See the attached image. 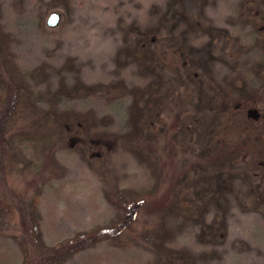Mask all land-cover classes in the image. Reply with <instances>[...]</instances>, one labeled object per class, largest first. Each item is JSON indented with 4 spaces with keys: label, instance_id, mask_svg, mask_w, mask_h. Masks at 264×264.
Masks as SVG:
<instances>
[{
    "label": "rangeland",
    "instance_id": "1",
    "mask_svg": "<svg viewBox=\"0 0 264 264\" xmlns=\"http://www.w3.org/2000/svg\"><path fill=\"white\" fill-rule=\"evenodd\" d=\"M263 24L264 0H0V264H158L151 227L174 264H264ZM140 195L130 244L70 251Z\"/></svg>",
    "mask_w": 264,
    "mask_h": 264
},
{
    "label": "trees",
    "instance_id": "2",
    "mask_svg": "<svg viewBox=\"0 0 264 264\" xmlns=\"http://www.w3.org/2000/svg\"><path fill=\"white\" fill-rule=\"evenodd\" d=\"M264 26V24H263ZM1 50L5 51L6 47L4 45H1ZM7 69L10 68V70L13 71V79L17 81L16 85H19L20 83H23V79L19 78L18 71L15 70V65H13L12 61L9 60L6 63ZM89 88V87H88ZM231 101V100H230ZM232 104L226 107V109L222 110V122L223 126L225 128V143L229 146L236 147L240 146L241 143L247 138V131H246V125L247 122L245 118H243L242 110L245 106L244 100H237V101H231ZM237 107L235 106V104ZM20 104V103H19ZM18 105H14L11 109L12 114H15V111L18 109ZM248 118V117H247ZM152 123L147 126V122L144 123L148 128V130L151 133L154 134H160L161 129H163V125L155 124L156 122L151 119ZM151 126V127H150ZM144 127V126H143ZM96 147L100 145L96 143ZM247 150V149H243ZM143 197H137L133 196L132 199H128L124 202V209L123 214L119 215L117 218L111 220V222H108L106 225H103L101 227H98L97 229H91L89 231L83 232L78 236L74 237V241L71 244V247H69L71 252L78 251L80 249H84L87 246H90L91 244H94L95 242L99 240L104 239H111L114 243H119L120 245H128L131 243V241L134 239L133 235L136 233L138 229V223L141 219L142 212L147 208V197L144 195H140ZM36 198L33 201V204L36 208ZM35 210L33 212V216L35 217ZM36 234L40 233L39 229H35ZM161 232L160 229H157L155 227H151L145 230V232L142 233V235H147V238L152 241L155 246L158 249L157 260L158 264H174V255L176 252L174 250L169 249L165 247L164 240L161 238V235L158 234V232ZM177 256L180 257L181 255L177 253ZM179 260H185L184 258L180 257Z\"/></svg>",
    "mask_w": 264,
    "mask_h": 264
},
{
    "label": "water",
    "instance_id": "3",
    "mask_svg": "<svg viewBox=\"0 0 264 264\" xmlns=\"http://www.w3.org/2000/svg\"><path fill=\"white\" fill-rule=\"evenodd\" d=\"M61 20V16L58 13H52L48 18V24L51 26H57ZM262 113L255 107H249L247 110V117L254 121L261 119Z\"/></svg>",
    "mask_w": 264,
    "mask_h": 264
}]
</instances>
